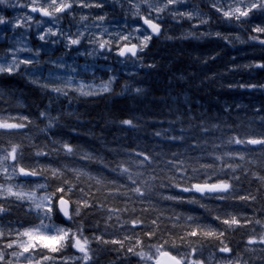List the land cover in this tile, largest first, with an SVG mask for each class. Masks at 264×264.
Masks as SVG:
<instances>
[{
  "label": "clouds",
  "instance_id": "obj_1",
  "mask_svg": "<svg viewBox=\"0 0 264 264\" xmlns=\"http://www.w3.org/2000/svg\"><path fill=\"white\" fill-rule=\"evenodd\" d=\"M249 53L264 0H0V264H264Z\"/></svg>",
  "mask_w": 264,
  "mask_h": 264
},
{
  "label": "snow or ice",
  "instance_id": "obj_2",
  "mask_svg": "<svg viewBox=\"0 0 264 264\" xmlns=\"http://www.w3.org/2000/svg\"><path fill=\"white\" fill-rule=\"evenodd\" d=\"M211 188H212V189L219 190V189L222 188V186H220V185H212ZM226 223H227V221H226ZM31 238H32V237L30 236V239H31ZM41 239H44V238H41ZM52 243H53V241L46 240V241H45V246H47V245H49V244H52ZM53 250H54V249H53ZM169 259H170V258L167 256L166 253H162V254H161V257H160V264H168Z\"/></svg>",
  "mask_w": 264,
  "mask_h": 264
},
{
  "label": "trees",
  "instance_id": "obj_3",
  "mask_svg": "<svg viewBox=\"0 0 264 264\" xmlns=\"http://www.w3.org/2000/svg\"><path fill=\"white\" fill-rule=\"evenodd\" d=\"M254 58H255V56H254ZM262 58H264V56H260V55L256 56V59H262ZM261 75H264V73H261Z\"/></svg>",
  "mask_w": 264,
  "mask_h": 264
},
{
  "label": "rangeland",
  "instance_id": "obj_4",
  "mask_svg": "<svg viewBox=\"0 0 264 264\" xmlns=\"http://www.w3.org/2000/svg\"><path fill=\"white\" fill-rule=\"evenodd\" d=\"M254 56L256 58L257 55H253V54L249 53V57H247V58H254Z\"/></svg>",
  "mask_w": 264,
  "mask_h": 264
}]
</instances>
